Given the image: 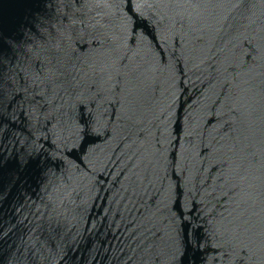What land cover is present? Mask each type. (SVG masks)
I'll return each instance as SVG.
<instances>
[{"label":"water","instance_id":"water-1","mask_svg":"<svg viewBox=\"0 0 264 264\" xmlns=\"http://www.w3.org/2000/svg\"><path fill=\"white\" fill-rule=\"evenodd\" d=\"M0 264H264V0H0Z\"/></svg>","mask_w":264,"mask_h":264}]
</instances>
